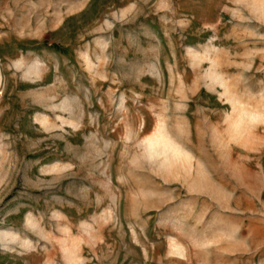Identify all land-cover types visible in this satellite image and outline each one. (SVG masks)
I'll list each match as a JSON object with an SVG mask.
<instances>
[{"label": "rangeland", "instance_id": "1", "mask_svg": "<svg viewBox=\"0 0 264 264\" xmlns=\"http://www.w3.org/2000/svg\"><path fill=\"white\" fill-rule=\"evenodd\" d=\"M0 264H264V0H0Z\"/></svg>", "mask_w": 264, "mask_h": 264}]
</instances>
